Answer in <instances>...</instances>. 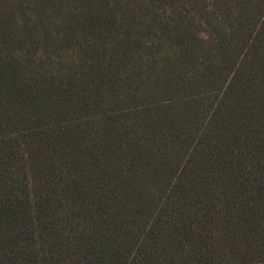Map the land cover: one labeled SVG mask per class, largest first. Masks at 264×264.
<instances>
[{
  "label": "trees",
  "instance_id": "1",
  "mask_svg": "<svg viewBox=\"0 0 264 264\" xmlns=\"http://www.w3.org/2000/svg\"><path fill=\"white\" fill-rule=\"evenodd\" d=\"M0 264H264V0H0Z\"/></svg>",
  "mask_w": 264,
  "mask_h": 264
}]
</instances>
